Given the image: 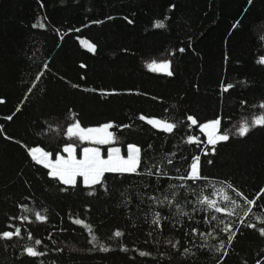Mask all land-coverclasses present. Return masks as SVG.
<instances>
[{
	"label": "trees",
	"instance_id": "trees-1",
	"mask_svg": "<svg viewBox=\"0 0 264 264\" xmlns=\"http://www.w3.org/2000/svg\"><path fill=\"white\" fill-rule=\"evenodd\" d=\"M261 57L264 0H0V233L21 230L0 238V264H264V127L238 134L264 115ZM168 60L172 76L148 66ZM217 118L230 139L211 145L199 125ZM76 120L114 137L69 139ZM68 144H135L141 164L104 187L65 185L29 149L56 158ZM196 156L203 178L181 179Z\"/></svg>",
	"mask_w": 264,
	"mask_h": 264
},
{
	"label": "snow or ice",
	"instance_id": "snow-or-ice-1",
	"mask_svg": "<svg viewBox=\"0 0 264 264\" xmlns=\"http://www.w3.org/2000/svg\"><path fill=\"white\" fill-rule=\"evenodd\" d=\"M251 3V0H249ZM35 26V25H34ZM43 27V25H40ZM165 24L163 21H158L155 24V27L162 28ZM90 50L93 52L95 51V45L89 44ZM180 52H183L184 49H179ZM173 55L175 53H172ZM171 61H162L159 64L156 61H152L148 66L152 71H156L157 69H164L167 72V75L172 76L174 73L170 70L171 69ZM258 63L264 64V57H261L258 60ZM47 65H45V68ZM40 75H43V72L40 73ZM39 79V76L37 77ZM35 86V85H34ZM233 85L228 84L224 87V91H228L230 88H232ZM3 101H0L2 103ZM261 107L264 108V104H261ZM19 110V109H18ZM12 117L9 116L8 119H11ZM142 120H147L149 124H152L154 127L161 128L165 132L171 133L176 127V123H169L167 120H157V119H149L147 117L141 116ZM187 119L191 121L192 125H198V120L193 116H188ZM222 123V120L220 118H217L213 121H210L208 123L199 125L201 128V131L205 130H211L207 132V142L208 144L215 145L218 141H228L230 139V136L225 133L215 134L219 133L220 125ZM264 127V115L259 116L258 118L254 119L251 124L245 123L238 129V134L240 136H245L248 134V132L251 130V127ZM113 125L111 123L104 124L103 126L99 128H84L81 126V123L79 120H76L73 124H71L67 130L66 135L69 139H78L80 141L85 140H94L97 144H107L109 141L114 137V133L108 132L107 130L112 128ZM104 133V135L95 136L94 134ZM196 137H189L188 142H197ZM202 143V141H199ZM76 146L73 144H68L63 148V152L67 153V157L64 155L57 154V157L55 161L51 159L52 153L45 151L43 148H30L29 154L32 156V159L37 163L43 165L45 168H50V175L54 178L59 179L63 182L65 185H76V178L82 177L83 182L86 185L89 186H95L97 184L101 185V187H104V174L105 173H137V170L140 167L141 159L139 156V153L141 151L140 148H138L135 145L129 146V153L127 158L120 155V149L114 148L110 149L108 153V158L103 159L100 155V149L99 148H84L83 149V157L80 159H77L75 153ZM212 151H215V148L212 149ZM207 154V153H206ZM170 162V161H169ZM200 157L196 156L194 157V161L190 166V172L187 177H181V179H191L193 181L202 179V175L200 173ZM151 174V173H149ZM231 188L232 185H229ZM66 190V189H65ZM262 193H264V189L261 190ZM90 195L93 193H89ZM238 196L242 197L245 202L249 205H255L256 200H248L246 197L243 196V193H240L237 191L236 193ZM259 197H257L258 199ZM233 205L239 207V205H236L235 201L231 202ZM210 206L215 209L216 212H224V208L216 207L214 203H210ZM250 211V209H249ZM187 215V213H185ZM231 215V213H229ZM37 220H40L42 222L47 220L46 216H42L40 213L36 214ZM23 219H28L26 216ZM212 219H216V217H212ZM259 219V218H257ZM76 224L84 225V221L80 219H76L73 221ZM261 223H264V220L260 221ZM243 223V221H241ZM153 224H156L157 226L160 225V216L159 214L156 215V218L153 220ZM88 228L89 232L92 231L90 225H84ZM250 228H257L256 224H248L247 225ZM225 231H232V225L227 224L225 226ZM259 234L264 237V227L258 228ZM193 232H197V229H193ZM21 230L19 228H16L14 232L5 231L3 233H0V238L3 239H11L14 236H20ZM116 237H120L123 235L121 231H116L114 233ZM235 236V232L232 233V236L229 238L231 239ZM29 238L31 239V234L29 233ZM95 239V237H93ZM171 243V241H169ZM178 243V242H177ZM35 244L39 245L41 244L40 240H36ZM175 247V245H173ZM224 248V244H220V249ZM104 251H107V249H103ZM219 250V249H218ZM26 253L29 256L37 257L44 255L45 253L38 251L34 247H28L25 249ZM187 252L188 250L185 249ZM140 255H149V253L141 252ZM227 255V253H225ZM256 264H262V261L258 260Z\"/></svg>",
	"mask_w": 264,
	"mask_h": 264
},
{
	"label": "rangeland",
	"instance_id": "rangeland-1",
	"mask_svg": "<svg viewBox=\"0 0 264 264\" xmlns=\"http://www.w3.org/2000/svg\"><path fill=\"white\" fill-rule=\"evenodd\" d=\"M211 121H213V120H211ZM208 122H210V121H208ZM208 122H206V123H208ZM203 124H205V123H203ZM208 131H211V130L209 129V130H205V131H203V132L206 134V136H207V132H208ZM215 134H220V133H215ZM94 135H98V136H100V135H104V133H99V134H94ZM218 142H219V141H218ZM131 145H135V144H131ZM131 145H129V146H131ZM129 146L127 147L126 150H124V149H123L122 147H120V146H111V147H109V149H108V151H107V154H105V153H104V150H103L101 147H99V146H87V147H85V148H99V149H100V155H101V158H103V159H107V158H108L109 150H110V149H114V148H118V149H120V155L123 156V157H125V158H127L128 153H129ZM135 146H137V147L139 148L138 145H135ZM33 148H36V147H33ZM39 148H41V147H39ZM74 154L76 155L77 159L82 158V157H83V149H82V152H81V153H79V152L77 151V149H75V153H74ZM59 155H64L65 157H67L68 154H67V153H60ZM139 156H140V153H139ZM51 159H52L53 161H55L56 158H54V157L52 156ZM50 170H51V169H50ZM79 179H81L82 183H83L84 185H86V184L83 182V178H82V177H77V178H76V181L78 182ZM77 182H76V183H77Z\"/></svg>",
	"mask_w": 264,
	"mask_h": 264
},
{
	"label": "crops",
	"instance_id": "crops-1",
	"mask_svg": "<svg viewBox=\"0 0 264 264\" xmlns=\"http://www.w3.org/2000/svg\"><path fill=\"white\" fill-rule=\"evenodd\" d=\"M50 169V168H49Z\"/></svg>",
	"mask_w": 264,
	"mask_h": 264
}]
</instances>
